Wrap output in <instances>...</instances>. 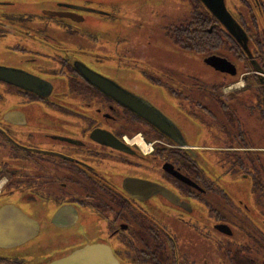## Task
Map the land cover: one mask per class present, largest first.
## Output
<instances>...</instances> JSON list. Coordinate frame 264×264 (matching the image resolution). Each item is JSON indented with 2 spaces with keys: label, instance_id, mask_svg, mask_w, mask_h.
I'll return each mask as SVG.
<instances>
[{
  "label": "flooded vegetation",
  "instance_id": "af4514ba",
  "mask_svg": "<svg viewBox=\"0 0 264 264\" xmlns=\"http://www.w3.org/2000/svg\"><path fill=\"white\" fill-rule=\"evenodd\" d=\"M157 1L160 31L140 11L132 33L111 34L126 20L119 0H0V196L45 202L54 215L42 229L3 212L0 264H65L85 251L92 264H206V251L221 264H264V0H223L226 24L202 0H187V19L169 23L168 0ZM207 36L203 62L242 65V86L205 63L223 78L201 80L194 69L185 78L184 55H201L180 45ZM169 42L171 68L152 52ZM134 97L169 119L174 104L220 138L198 139L193 127L182 146L130 109ZM245 111L261 124L252 144ZM200 151L220 156L221 176L205 174ZM84 213L95 231L78 229Z\"/></svg>",
  "mask_w": 264,
  "mask_h": 264
},
{
  "label": "rangeland",
  "instance_id": "374dc122",
  "mask_svg": "<svg viewBox=\"0 0 264 264\" xmlns=\"http://www.w3.org/2000/svg\"><path fill=\"white\" fill-rule=\"evenodd\" d=\"M178 1H180V0H168L167 1L169 23H171L173 21L175 23H178L182 20L187 19V17H188L189 10H190L189 2H187V0H183L182 3L178 2ZM119 5H120V9H121L123 15L124 14L126 15V20H124L123 22H116V23L112 24V26L110 28L111 34H113V33H121V34L132 33L131 32L132 29L135 28L132 21L135 19L131 18V17L135 16V15H140V11H144V14L147 15L144 17H145L146 21L150 23L151 27L154 28V30L160 31L161 22H162V18H163V16H160V14H161L160 12H162L164 9L160 6L161 4H159V2L157 0H119ZM154 35H158V34H154ZM129 43L131 45L132 44H135V45L141 44L142 46H144V44L139 43V41L136 43L133 40H130ZM150 43L151 44L149 46H152L153 45L152 41ZM172 47H173V45L169 42V46H168L169 50L167 49V47H166V49H161V50L159 48L156 49V47L152 48V52H154V53L157 52L158 54H160L162 51L163 55H166L167 63H168V66L170 68L173 67L174 65H176V63H177L175 56L171 53V50H173ZM137 49H139L138 53L143 55V48H137ZM150 49H151V47H150ZM145 56H147V54ZM204 57L205 56H203V55H201L199 57L189 55V54L184 55L185 67L189 69V70H185V73H186L185 78H187L188 72L194 69V71L192 73H195L197 70L198 77L201 80H205V81L206 80L207 81L221 80L223 78V75L215 72L214 70H212L211 68L206 66L203 62ZM240 69L241 70H238L237 75L234 76V78L232 80L236 81L239 79L238 82L242 86L244 83L242 82L241 74L245 71V68H242V65H240ZM135 77H134V80L132 82L139 85L140 87H144V85L141 82H139L138 80H136ZM239 86L240 85H237L238 88H240ZM205 88H206V86H205ZM236 88H233L232 90H236ZM145 89H146V87H145ZM155 90L158 91V89H155ZM157 91L153 90L152 94H154ZM243 95L247 99V105L249 106V108L254 107L255 102H253V100L250 96V92L245 91L243 93ZM159 97L165 103L167 102V100L164 98V96L161 95L160 93H159ZM152 101L161 107L162 104L157 102L155 99H152ZM168 109H171L172 111H175V112H179L176 116H174V115H171L168 110H165L166 114H168L169 117L175 123H177L179 126H181V128H182L181 130L184 132V136L186 137V139L191 138L192 135L187 130L191 129L193 127L196 128L197 130L201 131V135L197 136L198 139H203L207 142L214 143V142H217L218 139L220 138L219 134L216 133L215 135H217V136L214 137L213 135H211V134H214L213 131H210L209 129L206 130V128H204L201 123H198L195 120H192L191 118L186 117L185 116L186 114H184V113H180V111L178 109L176 110V107L174 106V104H171V106ZM183 116H185V117H183ZM243 117H244V119H243L244 127H247V129H248L246 131L245 140L247 142H249L250 144H252L253 143L252 141L255 140L257 137V136L256 137H252V136L256 135V133H258V132H261V124L257 120L256 116L251 117V115L248 114L247 111L243 112ZM202 119L205 121L204 118H202ZM209 145L213 146V147L220 146V145H215V144H209ZM199 154L202 157L201 167H202V170L205 172V174L211 175L213 173V169H214L216 171V174L218 176H221V174H222L221 169L223 167H221V165L218 163L220 156L216 153H213V152H202V151H200ZM223 176H224V174H223ZM237 179H240V178H237ZM247 183H248V186L245 189L248 191V194L250 196L251 184L249 182H247ZM13 206L18 208L19 210H21V212L24 215H26L27 217H30V219H35L37 222L39 221L42 224V229L46 228L45 224L48 223L49 218H52L54 216V215H52V213H50L51 210H49V207L47 208V206H48L47 203L34 201V200L29 199V198H25V197L10 193V192L5 190L0 196V210L4 207H13ZM45 209H47V211ZM40 215L45 216V217L44 218L39 217ZM83 216L86 219L84 221L81 220L79 222V226H77L78 229H81V227L84 226V229L89 230L90 227H92V231H95V229L97 227L96 226L97 225L96 219L94 217L91 218L89 215H87V213H84ZM201 251H203V250L201 249ZM205 255H206V257H205L206 258V261H205L206 264H221L220 263L221 261L219 258L216 259L214 257L212 258V256H211V259L209 260L207 251H206ZM218 255H220L219 252L217 253V256Z\"/></svg>",
  "mask_w": 264,
  "mask_h": 264
},
{
  "label": "water",
  "instance_id": "95a60500",
  "mask_svg": "<svg viewBox=\"0 0 264 264\" xmlns=\"http://www.w3.org/2000/svg\"><path fill=\"white\" fill-rule=\"evenodd\" d=\"M208 9L212 11H216L219 20L223 23L226 24L227 20L229 18L223 0H218L215 4V7L212 5V1L210 0H202ZM215 8V10H214ZM204 63L212 68H214L217 71L223 72V73H228L230 75H236L237 70L235 65H233L230 61L224 58L216 57V56H210L205 58ZM92 82H94L96 85L98 83L96 81H93L90 79ZM100 89H103L105 92V88L103 86H99ZM135 98V97H134ZM134 107L130 106V109L135 112L140 118H142L144 121L150 123L152 126H154L161 134L164 136L168 137L170 140L179 143L182 146H185L184 142L182 141V130L178 128V126L169 118L164 116L160 111H158L155 107H153L151 104L147 102H142L139 98L134 99ZM171 173L179 177L180 179L184 180L185 182H188V179L184 178L182 175L180 176L178 173L171 171ZM14 210L18 216H24V215L18 208L16 207H4L0 210V215L5 212L6 210ZM28 221H32L31 219H28ZM10 237V235H9ZM95 254L93 252H82L78 254L75 257H72L70 259H67L66 261H63L65 264H92L95 263L96 261L89 259L87 261L86 256Z\"/></svg>",
  "mask_w": 264,
  "mask_h": 264
},
{
  "label": "trees",
  "instance_id": "16d2710c",
  "mask_svg": "<svg viewBox=\"0 0 264 264\" xmlns=\"http://www.w3.org/2000/svg\"><path fill=\"white\" fill-rule=\"evenodd\" d=\"M208 38H205L204 40L201 41V45H196L193 40L190 42H186V44L180 45L184 49L191 51L195 54L203 55L206 56L211 53V48L213 44V40L211 36H207ZM219 40V39H218ZM173 42L177 45H179V40L177 38L173 39ZM217 47L220 48V45H218L217 42Z\"/></svg>",
  "mask_w": 264,
  "mask_h": 264
}]
</instances>
